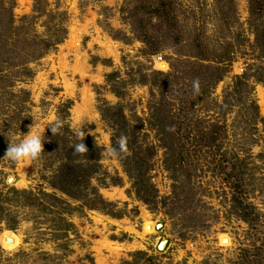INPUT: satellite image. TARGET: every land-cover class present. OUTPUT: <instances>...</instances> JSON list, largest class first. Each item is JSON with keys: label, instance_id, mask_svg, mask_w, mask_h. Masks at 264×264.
Returning a JSON list of instances; mask_svg holds the SVG:
<instances>
[{"label": "rangeland", "instance_id": "374dc122", "mask_svg": "<svg viewBox=\"0 0 264 264\" xmlns=\"http://www.w3.org/2000/svg\"><path fill=\"white\" fill-rule=\"evenodd\" d=\"M56 37L62 41L27 64L32 76L15 81L27 56ZM224 53L232 59L219 64L223 79L207 83L216 73L205 67L216 64L200 54L213 61ZM1 62L11 73L0 80V89L10 87L0 90V264H264V237L225 217L231 196L220 178H193L180 192L182 205L165 200L173 180L161 149L149 173L157 191L151 204L131 191L120 159L103 152L90 186L111 204L104 209L50 186L49 140L35 160L2 158L8 141L26 134L32 121L44 142L46 126L57 119L71 142L82 128L83 139L93 137L104 150L111 130L101 108L122 106L127 118L146 119L154 82L166 81L154 74H180L172 94L185 92L194 119L217 122L223 101L233 102L223 150L247 159L245 195L264 222V0H0ZM193 79L210 85L193 94ZM148 142L157 145L153 133ZM9 234L17 239L11 248L4 243Z\"/></svg>", "mask_w": 264, "mask_h": 264}, {"label": "trees", "instance_id": "16d2710c", "mask_svg": "<svg viewBox=\"0 0 264 264\" xmlns=\"http://www.w3.org/2000/svg\"><path fill=\"white\" fill-rule=\"evenodd\" d=\"M13 24V15L10 13L9 28L11 30L14 29ZM5 40L6 43L9 42L8 36H5ZM61 41L60 37L48 38L38 52L27 56L21 71L16 72L15 81H25L30 78L32 75L27 64L42 58ZM200 55L202 58L200 60L216 64L205 67L213 69L216 73L215 77L207 83L214 84L221 81L226 71L219 67V64L230 62L232 59L230 54L224 53L216 56L213 61L205 57L204 54ZM5 63L1 62L0 64L4 65ZM10 73H6L0 66V80L8 78ZM114 76H108V82ZM154 76L164 77L166 81L154 82L151 92L152 99L148 105L149 115L146 119L140 118L136 114L131 119L127 118L124 116L122 106H108L100 110L102 121L111 130V144H115L121 135L127 137V152L119 159L132 183L131 191L144 203L151 204L157 201V191L151 184L149 173L154 167L153 161L157 151L161 149L164 151L163 167L173 180L172 196L165 199L170 202L171 206L183 204L184 200H182L180 192L188 185L193 186L191 184L193 178H198L201 174H210L212 178H220L230 190L229 209L225 217L227 219L235 217L245 222L255 235L264 237V222L260 220L257 209L247 202L245 195L248 177L247 159L241 158V151L223 150L224 141L227 139V125L224 118L228 107L233 102L227 99L223 101L217 115V120H219L217 122L204 118L194 119L191 116L192 107L190 108L189 102L186 101L185 92L178 90L176 96L172 94L174 92L172 86L177 82L180 74L169 76L154 74ZM242 80L244 78L236 80L231 94L239 93ZM199 82L200 85L207 84L204 79H200ZM153 87L158 89V100L155 99ZM9 88L0 90L7 92ZM115 93L119 95V92L115 91ZM162 108L166 112H163ZM261 121L264 126V119ZM247 122L250 123V120ZM18 127L20 130L23 129V126ZM170 128H174V130H167ZM150 133L154 134L157 145L148 142ZM65 134L62 135L59 132L56 135L47 134L42 142L46 143L49 140L51 143L47 152L55 169L49 181L50 186L69 198L82 201L84 206L90 209H104L106 206H111L102 200L95 188L90 186L91 178L101 168L99 162L103 157V148L96 144L93 137L88 136L83 139L88 151L82 155H73L72 145L78 141L71 142ZM198 174L199 176H196Z\"/></svg>", "mask_w": 264, "mask_h": 264}, {"label": "clouds", "instance_id": "9594fccd", "mask_svg": "<svg viewBox=\"0 0 264 264\" xmlns=\"http://www.w3.org/2000/svg\"><path fill=\"white\" fill-rule=\"evenodd\" d=\"M191 87L193 94H198L200 91L199 80L193 79ZM46 127L53 135H56L58 130L62 127V122L57 119L50 122ZM167 130L173 131L174 128ZM74 135L76 136L78 142L72 145L73 155L85 154L88 149L83 143V138L85 137L84 130H82V128H77ZM126 143L127 137L125 135H121L118 137L115 144H110L104 149V151L109 158H122L127 152ZM42 152V133L38 124H35L32 121V124L29 126V130L26 134H22L19 139L14 137L8 141L7 148L2 158H6L11 162L16 163L25 159L35 160Z\"/></svg>", "mask_w": 264, "mask_h": 264}, {"label": "bare ground", "instance_id": "6f19581e", "mask_svg": "<svg viewBox=\"0 0 264 264\" xmlns=\"http://www.w3.org/2000/svg\"><path fill=\"white\" fill-rule=\"evenodd\" d=\"M7 236H8V238H12V239L14 240V242H13L12 244H8V247L11 248V247L16 246V244H17V239H16V237H15L14 235H12V234H9V235H7Z\"/></svg>", "mask_w": 264, "mask_h": 264}, {"label": "water", "instance_id": "95a60500", "mask_svg": "<svg viewBox=\"0 0 264 264\" xmlns=\"http://www.w3.org/2000/svg\"><path fill=\"white\" fill-rule=\"evenodd\" d=\"M14 242V240L12 238H5L4 239V243L6 244H12Z\"/></svg>", "mask_w": 264, "mask_h": 264}]
</instances>
